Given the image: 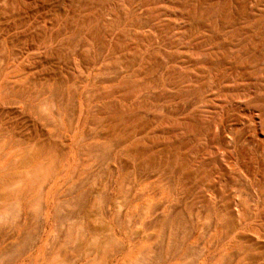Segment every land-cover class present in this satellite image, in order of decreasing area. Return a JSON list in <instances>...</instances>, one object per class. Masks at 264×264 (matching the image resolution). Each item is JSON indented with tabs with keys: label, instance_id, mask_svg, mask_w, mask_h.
<instances>
[{
	"label": "bare ground",
	"instance_id": "bare-ground-1",
	"mask_svg": "<svg viewBox=\"0 0 264 264\" xmlns=\"http://www.w3.org/2000/svg\"><path fill=\"white\" fill-rule=\"evenodd\" d=\"M87 6L0 0V264H264L257 194L248 202L218 197L190 221L165 192L156 191L161 200L152 205L146 147L135 142L141 129L134 133L132 117L146 82L144 90L134 85L131 62H115L114 48L100 46L98 21H84ZM52 13L59 18L47 21ZM108 57L116 65L101 68Z\"/></svg>",
	"mask_w": 264,
	"mask_h": 264
},
{
	"label": "rangeland",
	"instance_id": "rangeland-1",
	"mask_svg": "<svg viewBox=\"0 0 264 264\" xmlns=\"http://www.w3.org/2000/svg\"><path fill=\"white\" fill-rule=\"evenodd\" d=\"M86 6L84 21L88 25L97 20L102 28L96 32L100 46L114 48L115 62L119 58L131 62L129 79L139 82L134 85L144 87L141 84L146 82L142 92L145 96L137 98L147 104L140 106L136 98L132 117L134 133L141 129L138 141L134 137L135 142L143 141L146 147L151 174L145 182L150 201L160 202L156 191L165 192L164 198L170 204L181 203L188 209L184 208L181 212L186 211L181 215L190 221L197 214L201 219L209 205L212 209L216 201L222 203L225 198L229 200L225 203L235 201L236 196L238 202H248L257 194L259 200H264L261 198L264 197V0H86ZM55 16L58 14L52 13L51 19L46 20L55 21ZM108 59L101 68H114L116 63ZM93 68L98 67L91 65L90 69ZM156 168L160 171L154 172ZM151 193L159 198L155 199ZM231 196L235 200H230Z\"/></svg>",
	"mask_w": 264,
	"mask_h": 264
}]
</instances>
